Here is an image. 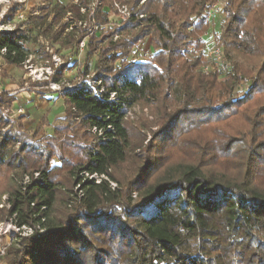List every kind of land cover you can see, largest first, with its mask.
<instances>
[{
  "label": "trees",
  "instance_id": "trees-1",
  "mask_svg": "<svg viewBox=\"0 0 264 264\" xmlns=\"http://www.w3.org/2000/svg\"><path fill=\"white\" fill-rule=\"evenodd\" d=\"M101 1V7L110 8L114 2L129 6L130 16L120 29H137L131 45L152 37L151 43L159 52L151 63L125 64L127 51L118 52L121 44L111 43L108 48L97 50L95 38L89 39L87 56L96 53V73L102 91L94 95L80 84L60 97L64 114L74 118L78 129L87 131L83 136L89 139L92 148L85 151V161L71 164L67 169L73 186H79V205L66 215L55 210L62 194L58 189L60 182L50 171L61 164L51 169L48 164L38 166L35 172L39 171L40 180H32L22 188L7 182L3 192L8 195L7 216L17 228L27 227L34 233L20 236L8 249L3 262L264 264V139L256 135L264 117V106L249 117L247 133L230 137L224 144L225 155L232 156L231 168L224 161V170L213 172L209 165L214 159L205 146L198 149L197 161L171 163L166 154L161 155L165 153L162 146V153L148 151L137 163L128 181L129 196L124 193L127 199L123 192L111 190L107 182L120 184L114 173L121 171L131 159V133L124 119L127 109L135 104L146 106L150 98L163 106L168 100L164 91L175 79L184 101L179 115L170 118L177 122L183 117L188 124L196 125L216 122L223 112L242 109L264 88V41L252 25V18L259 15L264 0H227L223 8L225 18L219 43L226 50L262 58L263 64L243 99L236 102L228 99L216 105H212L211 91L223 85L216 82L218 74L194 71L202 64L203 43L198 34L208 30L203 24L204 16L218 0ZM51 10L57 20L66 13L73 21L81 19L79 7L73 4L63 6L56 1ZM97 14V24L103 27L107 24L106 14ZM44 31L49 33L50 28ZM64 31V26L59 27L56 37L69 38ZM25 42L21 32H0L4 63L22 64L26 59ZM79 42L68 40L60 45L76 48ZM191 44L195 49L188 58ZM172 59L181 62L175 66ZM237 73L233 67L226 77L227 96L239 81ZM91 130L95 131L93 135L89 133ZM172 134L167 127L157 138L167 146L173 142ZM8 147H0V172L18 168L24 173L34 172L27 158L8 153ZM62 161L60 158L59 162ZM78 173L100 180L86 181L77 177ZM131 192L136 193L135 200H131ZM36 227L43 233L38 234Z\"/></svg>",
  "mask_w": 264,
  "mask_h": 264
},
{
  "label": "rangeland",
  "instance_id": "rangeland-1",
  "mask_svg": "<svg viewBox=\"0 0 264 264\" xmlns=\"http://www.w3.org/2000/svg\"><path fill=\"white\" fill-rule=\"evenodd\" d=\"M56 1L63 6L73 4L79 7L81 19L73 21L69 13H66L57 20L51 10ZM100 4L101 0H0V32H21L26 38L23 45L26 59L19 66L4 63L1 58L4 53H0V147L9 146L8 153L27 158L31 171L34 170L32 173H24L18 168L8 173L0 172V264H5L3 258L7 256L10 246L19 241L20 236L27 237L34 233L27 227L18 231L13 219L7 216L8 195L3 193L7 182L22 188L32 180H40L39 171L35 172L38 166L48 164L51 169V166L61 164L60 168L50 171L51 176L60 182L58 189L62 194V200L59 199L55 210L60 215H66L79 205V186H73V181L67 177V169L71 164L85 161V151L92 148L89 139L83 136L87 131L78 129L74 118L64 114L65 106L60 97L66 90L80 84L88 87L94 95H99L102 91L96 73V53L87 56L89 39L95 38L93 41H97L94 44L97 50L106 49L111 43L121 44L118 52L127 51L126 58L123 59L125 64L151 63L159 52L151 43L152 37L131 45L136 38L137 29H120L130 16L129 6L114 2L109 8L101 7ZM226 4L227 0H218L213 4L216 5L215 17L206 23L205 14L203 24L208 30L198 34L203 43V58L201 66L194 72L204 74L203 67L209 66V72L218 74L216 82L223 84L220 89L217 87L215 90V86L211 91L212 105L228 99L231 102L243 99L251 89L257 69L263 64L262 58L226 50L219 43L225 18L223 8ZM46 8L50 10L48 13L44 10ZM98 12L106 14L107 24L103 27L97 24ZM252 25H255L258 35L264 41V6L259 15L252 18ZM63 26L69 38L56 37V30ZM46 27L50 28L49 33H45ZM68 40L80 42L76 48H64L60 45ZM212 47L222 50L227 63L223 69L215 67L205 58L206 50ZM194 49V44H191L190 53L186 57H191ZM172 62L178 66L181 61L172 59ZM233 67L238 72L236 78L239 81L227 96L226 89L229 85L226 77ZM164 92L168 100L163 106L150 98L146 106L135 104L127 109L124 119L131 133V159L121 171L114 173L120 184L107 181L111 190H118L129 196L128 187L131 186L128 181L137 163L148 155V151L152 154L155 151L160 153L162 146L165 153L161 151V155L166 154L171 163L195 162L200 156L199 150L205 146L209 156L214 159L213 164L209 165L213 172L224 170V161L229 168L233 167L232 156L225 155L224 144L230 137L247 133L249 117L264 106L263 88L242 109L228 110L225 114L223 112L216 122L212 120L207 125L188 124L183 117L177 119V122L173 120L179 115L178 110L184 101L178 80L175 79ZM110 100H113L112 95ZM172 115L174 117L171 119ZM263 120L264 117L256 129L260 140L264 139ZM167 127L173 133V142L166 146L159 141L157 135ZM55 129L57 131L53 133ZM89 133L93 135L95 131L91 130ZM60 158L63 159L62 163L59 162ZM77 177L95 183L100 180L83 173H78ZM130 197L135 200L136 193L131 192ZM124 199H127L125 195ZM35 230L38 234L43 233L37 227Z\"/></svg>",
  "mask_w": 264,
  "mask_h": 264
},
{
  "label": "built area",
  "instance_id": "built-area-1",
  "mask_svg": "<svg viewBox=\"0 0 264 264\" xmlns=\"http://www.w3.org/2000/svg\"><path fill=\"white\" fill-rule=\"evenodd\" d=\"M215 8H216V5H212L209 8V10H208V12H207V14L205 16V19H204V21L206 23H208L211 20V18H214L215 17L214 16V10H215ZM205 58L208 61H211L212 64L215 67H217V68H222L223 69L224 66L227 65V63H226V61L224 59V54H223L222 50L220 48H217V47H212V48L206 50V52H205ZM209 71H210V67L209 66H204L203 67V73L207 74ZM22 228H24V227L18 228V231H20Z\"/></svg>",
  "mask_w": 264,
  "mask_h": 264
}]
</instances>
